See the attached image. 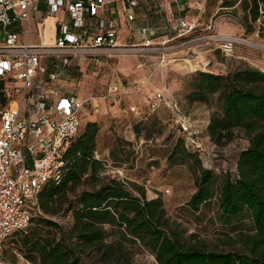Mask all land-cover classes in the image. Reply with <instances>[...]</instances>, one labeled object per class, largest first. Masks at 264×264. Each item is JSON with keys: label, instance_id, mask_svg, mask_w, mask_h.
Returning a JSON list of instances; mask_svg holds the SVG:
<instances>
[{"label": "built area", "instance_id": "built-area-1", "mask_svg": "<svg viewBox=\"0 0 264 264\" xmlns=\"http://www.w3.org/2000/svg\"><path fill=\"white\" fill-rule=\"evenodd\" d=\"M209 1L204 0V6ZM41 3L51 15L60 10L66 14L58 22V34L51 45L30 43L32 10ZM141 4L142 0H0V243L15 232L29 229L38 192L48 182L60 180L65 153L81 128L86 106L95 114L100 112L96 99H81L62 84L63 80L72 81L73 71L98 77L110 63L126 57L139 59L137 68L157 61L156 69H163L183 56L187 62H196L200 47H216L225 55L233 54L237 47L264 52V38L259 32L252 37L222 33L213 23L219 11H231L240 3L220 6L211 20L204 21V29L200 17L185 15V5L168 12L160 31L149 34L142 28L141 39L123 37V29L131 35L135 32L136 10ZM154 7L166 11L157 1ZM37 23L41 28L45 25L43 19ZM17 26L21 32L12 31ZM23 35L25 42H20ZM196 64L204 68V63ZM154 70L130 85L123 83L117 69L112 74L103 73L107 92L100 99L147 95L144 89ZM148 100L151 111L166 109L172 113L187 147L201 150L200 127L183 112L169 90H156ZM96 159L108 162L98 152ZM113 173L118 179L123 177L119 168Z\"/></svg>", "mask_w": 264, "mask_h": 264}, {"label": "trees", "instance_id": "trees-1", "mask_svg": "<svg viewBox=\"0 0 264 264\" xmlns=\"http://www.w3.org/2000/svg\"><path fill=\"white\" fill-rule=\"evenodd\" d=\"M241 3L247 20L264 19V0ZM193 75L194 88L186 100L210 104L217 96L221 104L207 127L210 139L226 145L241 130L250 141L238 157L236 176L227 172L217 193V219L236 248L215 251L189 241L170 220L161 199L149 200L143 187L133 182L104 177L105 164L96 159L100 126L89 122L72 139L60 180L48 182L38 192L29 229L11 235L20 237L17 249L28 261L134 264L125 245L131 241L149 250L157 264H264V72L249 67L228 74ZM180 135L168 160L189 161L200 169L197 189L187 203L190 212L198 214L216 198L214 176L202 167L200 151L187 147ZM62 217H70L71 224H62ZM108 227L119 238L108 242Z\"/></svg>", "mask_w": 264, "mask_h": 264}, {"label": "rangeland", "instance_id": "rangeland-1", "mask_svg": "<svg viewBox=\"0 0 264 264\" xmlns=\"http://www.w3.org/2000/svg\"><path fill=\"white\" fill-rule=\"evenodd\" d=\"M242 1L224 0L225 4L221 5L219 0H212L204 6V0H194L191 10L192 14L202 18L201 29H204V21L211 20L220 6L233 7ZM44 6L45 4L42 3L40 11L36 13V21L45 16ZM213 23L222 33L252 37L259 32L260 37L264 38L262 26L264 19L260 23L247 20L242 10V3L231 11H219L213 18ZM45 28L43 33L37 25H33L32 43L48 40L49 35L46 32L48 28L53 30V27L47 24ZM122 36H124L123 32ZM20 42H25L24 35L21 36ZM183 57L163 69H156L157 61L155 62L152 68L155 69L153 77L144 89L147 95H117L106 100L100 99L107 92V78L103 73L116 70L121 59L110 63L98 77L91 73L77 74L78 78L71 82L75 86L67 89L75 92L81 99H96L99 114L93 113L87 105L80 130L82 132L89 122L99 124L101 132L98 136L97 152L108 160L104 162V177H114L113 171L121 169L123 177L119 179L122 182H133L143 187L149 200L158 198L162 200L168 217L185 232L189 241L200 243L209 250H232L236 247L227 240L224 228L217 219V193L227 172L236 176L238 157L249 147L250 141L244 131L236 130L232 142L226 145L215 144L208 136L207 127L211 116L221 109L217 96L212 98L210 104H190L186 96L194 88L193 73L198 71L228 74L251 67L264 72V52L237 47L233 54L225 55L216 47H200L197 49L196 62H187ZM124 59H127L124 61L127 66L125 71L131 84L146 77L148 73L142 76L131 74V64L134 62L133 59H137L136 57ZM200 61L204 63V68L196 64ZM117 68L120 69V66ZM164 88L177 98L183 112L192 117L194 125L200 127L199 141L202 146L199 151L202 167L211 170L214 176L216 198L204 206L198 214L191 213L187 203L197 189L195 181L199 177L200 169L189 161L180 163L178 160L174 162L168 160L181 135L174 125L169 110L160 109L153 112L149 109V95ZM132 107L136 108L135 112L131 110ZM112 152L115 154L114 157L111 156ZM85 187L91 188L89 185ZM59 221L66 226L71 224L70 217H62ZM107 229L111 234L110 227ZM115 238H119V235L111 234L107 241L111 242ZM18 241H20L19 236H10L1 241L0 264L8 262L32 264L17 249ZM125 245L134 264H157L154 255L139 243L126 241Z\"/></svg>", "mask_w": 264, "mask_h": 264}, {"label": "crops", "instance_id": "crops-1", "mask_svg": "<svg viewBox=\"0 0 264 264\" xmlns=\"http://www.w3.org/2000/svg\"><path fill=\"white\" fill-rule=\"evenodd\" d=\"M156 1L158 2V4H163L164 6H166V11H164V12L156 11L155 7H154ZM193 1L194 0H142L141 6L136 10L137 19L134 22L135 32H133V35H131L127 29H123V31H122L124 33L123 37L131 36L132 39H135V40L141 39V35H140L139 31L142 28H147L149 30V34H153L156 31H160L166 24L168 12L169 11H177L180 7L185 6V5H187L185 15L188 18L192 19L195 17H199V16H195L194 14H192L191 8H193L192 7ZM41 4H39L36 7V10L35 9L32 10V30H33V25H37V27L40 28V30H42V32L44 33L46 30L45 27L47 24H48V26L53 27V30L51 28H48V31L46 33L49 35V38L47 41L45 40L42 43H32L31 38H30V43L34 44V45H51L55 42L57 34H58V27H57L58 22L65 19L66 14L63 10H60V12L57 13L56 15H51L48 13L47 7L45 5L44 6L45 16L43 15L41 18H39L36 21V18H37L36 13L38 11H40ZM41 19H43L44 23H46L44 25V27H42V28L37 23ZM118 20H119V18H118ZM201 20H202V18H201ZM12 31L21 32L22 29H21V27L17 26V27H14L12 29ZM50 36H51V38H50ZM125 60H127V59H124V60L121 59L118 63V66H117V67L120 66V69L117 67H116V69H118V71L121 73L122 78H123V83L125 85H130L131 81L128 79L129 76L126 75L128 73H126V71H125V67H127L124 64ZM133 61L134 62L131 64V68H130V72L133 75L142 76L144 74H147L148 71L153 68V65L149 64L150 62H148L147 66H145V67L137 68L139 63H141V61H139V59H133ZM77 78H78L77 73L75 71H73L71 80L75 81ZM72 81L63 80L62 84L64 86H66L67 88H71V87H73V85L71 83ZM100 132H101V130H100ZM98 143H99V141H98Z\"/></svg>", "mask_w": 264, "mask_h": 264}, {"label": "bare ground", "instance_id": "bare-ground-1", "mask_svg": "<svg viewBox=\"0 0 264 264\" xmlns=\"http://www.w3.org/2000/svg\"><path fill=\"white\" fill-rule=\"evenodd\" d=\"M200 63H201V61H200ZM188 67V66H187ZM100 101H102V100H100ZM101 103V102H100ZM104 103V102H103ZM101 105V104H100Z\"/></svg>", "mask_w": 264, "mask_h": 264}]
</instances>
